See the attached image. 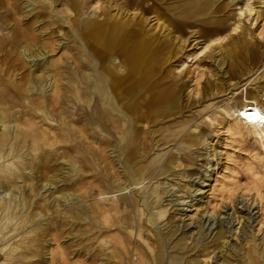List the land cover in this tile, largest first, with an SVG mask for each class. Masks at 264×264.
Wrapping results in <instances>:
<instances>
[{"label":"rangeland","instance_id":"rangeland-1","mask_svg":"<svg viewBox=\"0 0 264 264\" xmlns=\"http://www.w3.org/2000/svg\"><path fill=\"white\" fill-rule=\"evenodd\" d=\"M63 1L55 0V7L62 8ZM68 1H75L85 14L93 8L96 11L93 17L97 20L115 17L124 20L130 28L140 26L144 32L153 36L155 41H159L160 46L168 44L170 51L166 54V60L158 52L159 57L154 59L153 76L148 79L149 81H140L138 74L132 73L123 87L130 86L134 90L128 97L119 101L108 95L105 88L103 89L104 76L101 71L95 72L99 76L102 93L106 94L111 103L112 108L106 109V112L110 118L117 120L119 127H115L116 130L109 133L98 129L95 121L87 115H84L81 121L82 123L90 121L87 125L84 124L88 128L87 133L89 128L98 129V133L94 134V140H98L99 136L106 137L111 141V145L95 150L79 147L76 154L67 152V149L64 152L62 148L56 149L43 144L38 150H34L38 152L37 160H42L43 151L55 155L47 163L53 166L51 173L59 181L53 182L55 185L53 189V184L42 189L45 200H41L40 196L33 197L41 205L43 217H39L23 230H18L7 242L0 244V249L6 245H11L10 249L13 248V245L18 244L20 237L30 236V231L42 224L43 227H50L51 233L54 227H59L62 230L58 237L60 240L54 242L51 235L43 236L39 254L30 260H42V264H53L54 258H51L50 253H57L59 247L64 249L63 259L67 264H85L87 263L85 256L75 252L80 244H76L77 238L71 233L72 231L78 233V230H70L72 224L76 222L71 217H64V213H68L74 205L97 201L99 199L95 197L97 191L91 192L93 188L107 189L110 200L118 199L124 192L130 197L133 194L137 198L138 208H141L142 195L156 185L162 192L160 206L166 208V215L151 221L150 225L146 226L145 222L140 223L139 213L138 217L134 218V223L123 230L127 234L133 233L134 242L137 241V233L141 229L144 230V238L148 242L154 241L157 245L156 255L161 250V241L170 247L185 235L189 244L198 235L195 233L196 221L207 219L210 216L208 213L213 212L210 219L213 220L215 217L224 220L227 229L226 238L211 240L214 229L204 230L201 240L205 244L189 248L190 250L184 252L185 264H219L222 259H226L231 264H239L238 254L246 253L254 244L262 248L264 96H261V93L264 92V0ZM245 2H248L252 11H246L239 16V8L244 7ZM20 5L23 7V3ZM65 14L71 15L68 10ZM40 27L43 29L42 26ZM60 27L61 30L57 32L58 40L71 44L79 52L78 46L70 40L73 39V35L71 36L73 29L70 25L62 22ZM38 34H41V40L47 36L40 32ZM69 36L71 38L67 39ZM87 46L85 43L82 44V47ZM63 50L69 55L67 50L64 48ZM61 52L62 50L51 57H58ZM84 54L90 56L91 51L90 54L89 52ZM78 56L82 58L84 55L78 53ZM117 58L115 68L121 66L127 70L129 65L120 53ZM94 67L98 68V64ZM28 70L26 66V71ZM169 87L174 88L176 105L163 108L162 105L165 106L169 98L166 95H159V91ZM249 91L258 92L260 97L258 101L261 106L262 121L255 122L256 133L248 131L243 123L240 124L238 133L233 135L222 133L223 127L238 113V100ZM21 100L24 101L23 97L20 98V102ZM34 114L32 118L33 121H37L35 125L38 131L47 136L48 141L53 139L58 141L59 137H52L51 134L59 131L52 129V132L49 129L50 125H47V120L43 119V116L41 117L40 110L39 112L36 110ZM38 118L42 120L40 124ZM199 134H202L200 141L194 140V136ZM90 139L84 137L89 144ZM133 139L137 142L128 144V141ZM92 146L95 147L96 143ZM137 147H141L143 151L145 148V153H138L135 159H130L129 154ZM111 150H114V153H111ZM156 152L163 153L160 161L155 167L153 165L149 172H142L150 166L148 161ZM59 157L65 161H61ZM74 157L77 159L76 166H79L83 173L72 174L67 162ZM141 159H146V163ZM167 162L170 163L165 175L156 176L159 168ZM105 163L107 167L114 164L117 174L113 173V175L109 172ZM187 170H196L197 173L190 177L186 173ZM113 177L126 178L128 186L125 189L117 186V182H113ZM226 188L232 189L230 196L226 194ZM63 191L73 192L77 198L71 201H58L57 194ZM240 194L246 198L241 200ZM152 200L153 197L148 198V206H144V217H149L148 219H151L152 212L157 208L152 207ZM81 224L85 225L84 228L87 227L85 223L81 222ZM244 225H249V230L255 235L254 241L244 243L242 228ZM174 226H178L177 233L168 235V229H173ZM149 227L152 232H148ZM153 232L157 234L160 242L152 235ZM120 235L117 231L111 230L105 234V237L110 241L114 237L122 238ZM80 236L81 234L78 237ZM223 241L226 244L220 248ZM126 242L130 247V243L127 240ZM234 242L236 247L238 246L234 249L236 252L230 248ZM219 249L225 252L220 253ZM79 251L84 253L86 248ZM195 255H199L197 261L192 260ZM4 257L5 255L0 252V264L7 263ZM133 260L137 262L136 258ZM157 261L158 264L168 262L167 258H157ZM23 264L29 263L24 260ZM181 264H184L183 261Z\"/></svg>","mask_w":264,"mask_h":264},{"label":"bare ground","instance_id":"bare-ground-1","mask_svg":"<svg viewBox=\"0 0 264 264\" xmlns=\"http://www.w3.org/2000/svg\"><path fill=\"white\" fill-rule=\"evenodd\" d=\"M21 3H23V7H21ZM62 5V8L55 7V0H0V244L7 242L18 230H23L32 225L39 217H43L41 205L33 197L40 196L43 200L45 197L42 189L59 181L51 173L53 166L47 163L55 155L43 151L42 160H37L38 152H34V150H38L43 144L56 149L62 148L64 152L67 149V152L75 153L78 152L79 147L95 150L111 145V141L106 137L99 136L98 140L93 138L94 134L98 133V129L110 133L116 130L115 127H119L117 120L110 118L106 112V109L112 108L111 103L106 94L102 93V89H100L102 86L99 85L100 79L95 72L101 71L104 76L103 89L105 88L108 95L119 101L128 97L134 90L130 86L123 87L124 82L130 75L132 76V73H137L138 79L146 82L153 76L154 59L159 55L158 52L166 60V54L170 51L168 44L160 46L159 41H155L153 36L144 32L140 26L130 28L124 20L115 17L97 20L93 17L96 13L93 8L85 14L75 1L64 0ZM67 10L71 15L65 14ZM246 11H252L248 2H245L244 7L239 8L238 15L241 16ZM62 22H67L73 29L71 34L73 39H70L71 36L67 39L69 38L74 45L78 46L79 52L71 44L58 40L57 32L61 30ZM36 27L40 28L37 30ZM4 30L5 34L3 35ZM38 32L47 34V36L41 40V34ZM84 43L88 46L82 47ZM63 48L69 52L67 53L69 55L65 54ZM115 49L128 63L127 70L121 66L115 68V61L118 59ZM61 50L58 57H51ZM84 52H89L90 56L85 55ZM78 53L84 56L77 57ZM96 64H98V68L94 67ZM26 66L29 68L28 71H26ZM174 93L172 87L159 91V95H166L169 98L168 103L165 102V106L162 105L163 108L176 105ZM261 96H264V92L261 93ZM21 97H23L24 101H21L24 103L20 102ZM259 98L258 92L249 91L247 95L239 99L238 113L223 127L222 133L229 135L238 133L241 123L248 131L256 133L255 122L261 119ZM79 107L80 112H78ZM36 110L38 112L40 110L41 117L43 116V119L47 120V125H50L49 129L59 131L51 134L52 137H59L58 141H54L55 139L48 141L47 136L38 131L39 129L35 125L37 121H33L32 118ZM84 115L94 120L98 129L89 128L87 133L88 128L84 124L87 125L90 121L82 123L81 118ZM38 119V123H41V118ZM77 123H81V125H77ZM131 131L135 136L132 128ZM84 137L91 138L90 144L84 140ZM201 137L202 134L196 135L194 140L200 141ZM136 142L137 140L133 139L128 141V144ZM91 143H96V146H92ZM140 148L137 147L129 154L130 159H135L138 153H145V148L144 151ZM113 151L111 150V153H114ZM162 154L156 152L149 161L147 160L150 162L148 163L150 166L144 170L141 167L142 172H149L153 165L155 167ZM97 159L99 161V157ZM70 160L67 163L72 174H80L82 171L79 166H76L77 159L74 157ZM61 161H65V159L61 158ZM169 163L162 165L156 176L166 173ZM107 168L112 174H117L114 164L108 165ZM186 173L191 177L197 171L187 170ZM252 174L254 173L252 172ZM261 181V185H264V177L261 178ZM113 182H117V186L124 189L128 186L124 177L122 179L113 177ZM53 187H55L54 184L52 189ZM94 191H97V195H95L99 198L97 201L74 205L68 213L63 215L71 217L76 222L72 224L73 226L71 225L70 230H78V233L75 231L71 233L75 234L74 236L77 238L76 244H80L78 247L75 246L77 248L75 252L85 256L87 262L85 264H100L103 261L102 264H131V262L134 264H158L157 258H167V264H181L182 261L185 264L184 252L189 248L205 244L201 240L204 230L214 229L211 240L226 238L227 229L224 220L215 217L213 220L210 219L213 212H209L210 216L207 219L196 221L197 230L195 233L198 235L189 244L186 242L188 237L184 235L168 247L153 232L152 235L159 242L161 241V250L156 255L157 245L154 241L148 242L144 238V230L139 229L135 242L133 233L127 234L123 230L134 223V218L136 219L139 213L140 223L145 222L146 226H149L151 221H156L166 215V208L160 206L162 192L158 185L142 195L143 207L141 208H138L137 198L133 194L130 197L128 193L124 192L118 199L110 200L107 196V189L96 190L93 188L91 192L94 193ZM225 192L230 196L232 189L226 188ZM150 197H153L152 207L157 208L152 212L151 219L146 217L147 220L144 217V206H148ZM240 197L241 200L246 198L243 194H240ZM56 198L58 201L64 202L74 200L77 196L73 192L65 193L63 191L61 194H57ZM101 221H103L102 224ZM81 222L85 223L87 227L84 228L85 225ZM248 226L242 227L244 236H241L245 240L244 243L254 241L255 238ZM148 229V232H152L150 227ZM50 230V227H43L42 224H39L30 231V236L20 237L18 244L13 245L15 248L10 249L11 245H6L0 249L7 260L5 264H23L24 260L29 264H42V260L30 259L39 254L43 236L51 235L54 242L60 240L58 237L62 230L59 227H54L52 233ZM111 230L120 233L122 238L114 237L113 240L108 241L105 234ZM176 230L178 231V226H174L173 229L169 228L167 233L173 235ZM234 231H237V227ZM8 233L10 234L7 236ZM79 234H81L80 237H78ZM126 240L130 243V247ZM225 244V241L221 242L220 248H223ZM261 244L262 248L258 244H254L246 253L239 252L240 254L237 255L239 264H264V240ZM237 247L235 242L230 246L233 251ZM85 248L84 253L79 251ZM219 252L225 251L219 249ZM50 255L51 258H54L53 264H67L63 259V248L58 247L57 253H50ZM198 257L199 255H195L192 260L197 261ZM133 258H136L137 262ZM219 264L231 263L222 259Z\"/></svg>","mask_w":264,"mask_h":264}]
</instances>
